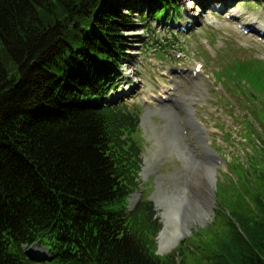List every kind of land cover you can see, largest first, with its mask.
Masks as SVG:
<instances>
[{
  "label": "trees",
  "instance_id": "1",
  "mask_svg": "<svg viewBox=\"0 0 264 264\" xmlns=\"http://www.w3.org/2000/svg\"><path fill=\"white\" fill-rule=\"evenodd\" d=\"M177 2L0 0V264H176L152 250L153 204L128 208L139 118L107 98L137 26L132 10L148 4L153 19L173 21ZM263 175L248 190L258 213L228 205L229 238L209 264H264Z\"/></svg>",
  "mask_w": 264,
  "mask_h": 264
},
{
  "label": "rangeland",
  "instance_id": "2",
  "mask_svg": "<svg viewBox=\"0 0 264 264\" xmlns=\"http://www.w3.org/2000/svg\"><path fill=\"white\" fill-rule=\"evenodd\" d=\"M177 4L181 14L173 21L153 19L148 4L132 10L137 26L125 34L126 57L107 101L125 104L139 118L132 135L141 157L138 203L154 193L161 200L172 199V205L173 193L183 183L193 184L208 211L206 217L194 219L193 210L181 204L177 213L186 219L188 232L170 251L157 254L162 223L154 210L160 227L153 236L154 254L172 255L176 264H209L216 248L229 238V228L222 221L231 212L230 204L235 201L233 207L247 215L258 213L249 195L256 186L253 175H263L264 163V150L256 147V135L264 138V0H178ZM140 13L146 16L143 22L138 19ZM240 65L255 67L253 78L238 75ZM166 92L172 97L169 102L163 100L170 104L168 109L186 113L187 121L205 132L201 145L191 138L192 154L181 148L183 139H177L173 122L160 108L158 96ZM148 94L155 97L150 103ZM161 136H167L166 141ZM203 145L213 154L212 169L211 175L206 172L197 182L196 161L190 154L204 163ZM142 169L147 170L144 176L139 174ZM245 177L251 182L248 188ZM193 195L186 188L185 196ZM207 241L213 244L210 248ZM29 253L45 255L41 249Z\"/></svg>",
  "mask_w": 264,
  "mask_h": 264
},
{
  "label": "bare ground",
  "instance_id": "3",
  "mask_svg": "<svg viewBox=\"0 0 264 264\" xmlns=\"http://www.w3.org/2000/svg\"><path fill=\"white\" fill-rule=\"evenodd\" d=\"M191 4L192 3H189L187 6H189ZM190 74H192V73H190ZM195 75L197 77V74H195ZM169 96H171L170 93L166 92V93H162L160 96H158V98L159 99L168 98ZM176 96L177 95H174L175 98H176ZM153 98H155V97L151 94H148L146 96L147 102H149V103L151 102V100ZM177 98H178V96H177ZM174 101H177V100L174 99ZM168 106H170L169 103H164V102L160 103L161 110L173 122V126L176 129V133H175V131H174V133H175L177 139L180 141V138H181L184 141V142L183 141L181 142V148L184 150H187L188 152H190L192 154L194 152L193 147H191L189 144V143H191V138L194 136L195 139L198 140V144L201 145V139H204L205 133L203 132L202 129H200L198 127V125L194 126L193 124H190L187 121L188 117L186 116V113H184V112L182 114L175 113L172 110L170 111L168 109ZM185 132L187 133L186 136L184 135ZM164 138H167V136H161V139L163 141H166ZM202 148L204 149V154L206 156V158H204V163L203 162L199 163V161L196 159V157L193 159V156L190 154V156L193 160V163H195V161H196V170L197 171L194 174V176H195L194 180H197V182H200L202 180V178L206 177V172H208L209 175H211V169H212L211 161H210L212 158V154L206 148L205 145H203ZM149 165L150 164L148 163L147 166H149ZM145 171H147V170H145ZM197 175H198V177H197ZM211 178H209V179H211ZM185 181H188V178ZM192 185L193 184H187L186 185L183 183V186H181L178 190L175 191V193H173L174 194V197H173L174 202L172 205L170 203L172 199L161 200L158 198V195H156V198H157L156 199V204H157L156 210L160 213V219H161V223H162V230H161V233L159 236L158 248H159V250H161L163 252L170 251L174 247V244L178 243L181 239H183L185 234L188 232V228L185 226L186 221H184L186 219L181 220L179 213H177V211H179V207L181 204L186 203L187 207L189 209L193 210V214H191V217H193L194 219H202L203 217H206V215L208 213V211L206 209H204L203 199L197 193H195V190L192 187ZM186 188H189L191 190V192L194 194L192 197L189 198L188 196H185ZM164 206H165V208H164ZM197 207L200 209H197Z\"/></svg>",
  "mask_w": 264,
  "mask_h": 264
},
{
  "label": "water",
  "instance_id": "4",
  "mask_svg": "<svg viewBox=\"0 0 264 264\" xmlns=\"http://www.w3.org/2000/svg\"><path fill=\"white\" fill-rule=\"evenodd\" d=\"M208 150H209V149H208ZM208 154H209V153H208ZM211 154H212V152H211ZM209 155H210V154H209ZM212 159H213V154H212ZM139 174H141L142 176H144V175H145V174H144V170L142 169L141 172H140ZM140 197H141V192H140V191H137V192L133 193V194L131 195V197L128 199L129 205L131 204V206L128 205V208H129V209H133V207H135V205L138 203ZM147 199H148L149 201L152 202L153 207H154V210H156V208H157V204H156V199H157V198H156V195H154V193H152ZM160 233H161V231H160ZM159 236H160V234H159ZM176 244H177V243H175L174 246H175ZM35 250H37V248H32V251H35ZM166 252H167V251H166ZM163 253H164V252L161 251V250H159V248H158V252H157V254H163Z\"/></svg>",
  "mask_w": 264,
  "mask_h": 264
},
{
  "label": "flooded vegetation",
  "instance_id": "5",
  "mask_svg": "<svg viewBox=\"0 0 264 264\" xmlns=\"http://www.w3.org/2000/svg\"><path fill=\"white\" fill-rule=\"evenodd\" d=\"M153 180H154V182H156V179L155 178Z\"/></svg>",
  "mask_w": 264,
  "mask_h": 264
}]
</instances>
